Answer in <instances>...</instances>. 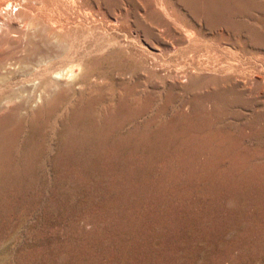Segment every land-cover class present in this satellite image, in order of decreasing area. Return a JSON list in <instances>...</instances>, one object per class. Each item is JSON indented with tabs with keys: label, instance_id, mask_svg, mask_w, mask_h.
I'll return each instance as SVG.
<instances>
[{
	"label": "rangeland",
	"instance_id": "rangeland-1",
	"mask_svg": "<svg viewBox=\"0 0 264 264\" xmlns=\"http://www.w3.org/2000/svg\"><path fill=\"white\" fill-rule=\"evenodd\" d=\"M11 110L0 264H264V0H0Z\"/></svg>",
	"mask_w": 264,
	"mask_h": 264
},
{
	"label": "bare ground",
	"instance_id": "bare-ground-1",
	"mask_svg": "<svg viewBox=\"0 0 264 264\" xmlns=\"http://www.w3.org/2000/svg\"><path fill=\"white\" fill-rule=\"evenodd\" d=\"M158 7V6H157ZM171 18V17H170ZM181 22V21H180ZM194 43V42H193ZM180 49V48H179ZM182 50V49H181ZM48 71V70H47ZM69 71V70H67ZM56 73V72H55ZM47 82V81H46ZM42 83V82H41ZM4 87V86H3ZM47 87V86H46ZM45 91V90H44ZM2 93V91H1ZM8 105V104H7ZM4 108V107H3ZM18 122H19V118L17 116H15V114L13 113V111L11 110V112H9L7 115H4L3 118L0 119V132L1 135H3V137L5 138H9V137H13L14 136V132H16V130L18 129ZM9 123H14V126L12 128H9ZM14 133V134H13ZM8 147V146H6ZM5 148V144L0 143V171H9V173H12V171H14L16 169V172H19L20 170H18V166L17 164L14 162V157L13 156H9V152H5L4 150ZM6 149V148H5ZM30 156V155H29ZM31 157V156H30ZM34 157V156H33ZM31 157V158H33ZM25 158V157H23ZM30 158V160H31ZM26 159V158H25ZM28 159V158H27ZM35 158H33L34 160ZM29 160V161H30ZM32 160V161H33ZM26 161V160H25ZM30 163V162H29ZM23 166V165H22ZM21 166V167H22ZM26 167V166H25ZM24 167V168H25ZM30 167V166H28ZM18 168V169H17ZM18 170V171H17ZM5 171V172H6ZM11 171V172H10ZM24 171V170H22ZM8 173V174H9ZM14 173V172H13ZM1 174V173H0ZM15 174V173H14Z\"/></svg>",
	"mask_w": 264,
	"mask_h": 264
}]
</instances>
